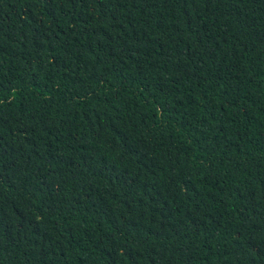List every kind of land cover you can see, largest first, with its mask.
I'll use <instances>...</instances> for the list:
<instances>
[{
    "label": "trees",
    "instance_id": "obj_1",
    "mask_svg": "<svg viewBox=\"0 0 264 264\" xmlns=\"http://www.w3.org/2000/svg\"><path fill=\"white\" fill-rule=\"evenodd\" d=\"M0 264H264V0H0Z\"/></svg>",
    "mask_w": 264,
    "mask_h": 264
}]
</instances>
